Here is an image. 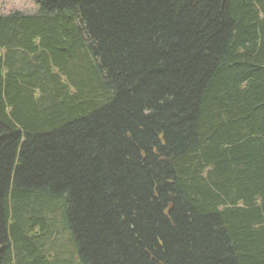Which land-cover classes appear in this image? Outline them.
<instances>
[{
    "label": "trees",
    "instance_id": "16d2710c",
    "mask_svg": "<svg viewBox=\"0 0 264 264\" xmlns=\"http://www.w3.org/2000/svg\"><path fill=\"white\" fill-rule=\"evenodd\" d=\"M0 13V264H264V0H34Z\"/></svg>",
    "mask_w": 264,
    "mask_h": 264
},
{
    "label": "rangeland",
    "instance_id": "374dc122",
    "mask_svg": "<svg viewBox=\"0 0 264 264\" xmlns=\"http://www.w3.org/2000/svg\"><path fill=\"white\" fill-rule=\"evenodd\" d=\"M34 0H0V13L21 10L31 12L35 10Z\"/></svg>",
    "mask_w": 264,
    "mask_h": 264
}]
</instances>
